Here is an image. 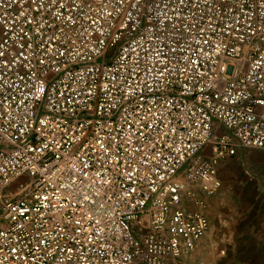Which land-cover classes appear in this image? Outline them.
<instances>
[{"label": "built area", "instance_id": "built-area-1", "mask_svg": "<svg viewBox=\"0 0 264 264\" xmlns=\"http://www.w3.org/2000/svg\"><path fill=\"white\" fill-rule=\"evenodd\" d=\"M240 148L264 0H0V264H190Z\"/></svg>", "mask_w": 264, "mask_h": 264}, {"label": "rangeland", "instance_id": "rangeland-1", "mask_svg": "<svg viewBox=\"0 0 264 264\" xmlns=\"http://www.w3.org/2000/svg\"><path fill=\"white\" fill-rule=\"evenodd\" d=\"M220 175L221 190L203 197L211 226L190 264H233L235 256L244 264L264 255L257 249L264 247V150L240 148Z\"/></svg>", "mask_w": 264, "mask_h": 264}, {"label": "crops", "instance_id": "crops-1", "mask_svg": "<svg viewBox=\"0 0 264 264\" xmlns=\"http://www.w3.org/2000/svg\"><path fill=\"white\" fill-rule=\"evenodd\" d=\"M257 249H258V253H260V254L263 253L264 254V247L263 246H258ZM239 253H241V251H239ZM261 257H262V259H259V260H249L248 262L246 261L244 264H264V255H262ZM242 263L243 262H242V260H240V257L238 259V256H235V258L233 259V264H242Z\"/></svg>", "mask_w": 264, "mask_h": 264}]
</instances>
